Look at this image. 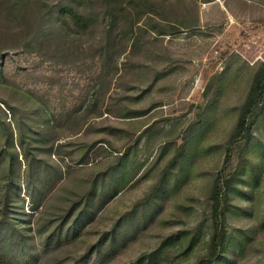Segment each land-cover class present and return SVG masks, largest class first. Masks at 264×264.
Returning <instances> with one entry per match:
<instances>
[{"label": "rangeland", "instance_id": "374dc122", "mask_svg": "<svg viewBox=\"0 0 264 264\" xmlns=\"http://www.w3.org/2000/svg\"><path fill=\"white\" fill-rule=\"evenodd\" d=\"M263 65L264 0H0V264H264Z\"/></svg>", "mask_w": 264, "mask_h": 264}, {"label": "trees", "instance_id": "16d2710c", "mask_svg": "<svg viewBox=\"0 0 264 264\" xmlns=\"http://www.w3.org/2000/svg\"><path fill=\"white\" fill-rule=\"evenodd\" d=\"M62 15L70 17L74 23L80 28H86L88 26V19L80 11L68 7L62 6L60 9ZM264 107V65L261 66L255 73L252 84L250 86L247 97L240 108L236 126L232 131L230 138L227 143L226 153H225V162L224 167L218 176L215 178L213 186V195L217 200H222L226 198L228 191L229 180H225L224 173L228 166L231 165L236 144L239 141H249L253 135L254 126L257 123L260 114ZM13 178L10 179L12 181ZM2 207V215L5 218L6 222L11 226L15 227V222L13 218L10 217L8 212L9 206V190L5 192V201ZM52 235H59L58 231L53 232ZM51 235V236H52ZM225 244V237L222 235L219 239L218 246L222 247ZM22 257L27 261L26 264L31 263V259L28 256L26 251H22Z\"/></svg>", "mask_w": 264, "mask_h": 264}]
</instances>
